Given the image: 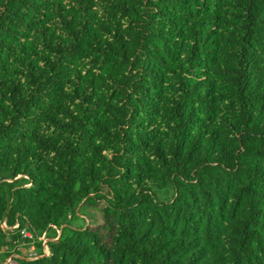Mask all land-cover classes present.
Returning a JSON list of instances; mask_svg holds the SVG:
<instances>
[{
	"label": "trees",
	"instance_id": "trees-1",
	"mask_svg": "<svg viewBox=\"0 0 264 264\" xmlns=\"http://www.w3.org/2000/svg\"><path fill=\"white\" fill-rule=\"evenodd\" d=\"M0 257L264 264V0H0Z\"/></svg>",
	"mask_w": 264,
	"mask_h": 264
},
{
	"label": "rangeland",
	"instance_id": "rangeland-1",
	"mask_svg": "<svg viewBox=\"0 0 264 264\" xmlns=\"http://www.w3.org/2000/svg\"><path fill=\"white\" fill-rule=\"evenodd\" d=\"M94 218L92 217H84V216H81L80 219L78 221L75 222V226H78V227H82V226H87L89 223H91L93 221ZM59 233L61 234V231H59ZM21 258H24V257H29V258H32L34 259L35 258V255H37L38 253V249H35V251H32L31 247H24L22 250H21ZM16 257H18L16 255ZM1 257H0V263L2 262L1 261ZM5 264H10L9 261L6 262ZM12 264H15L14 262Z\"/></svg>",
	"mask_w": 264,
	"mask_h": 264
},
{
	"label": "built area",
	"instance_id": "built-area-1",
	"mask_svg": "<svg viewBox=\"0 0 264 264\" xmlns=\"http://www.w3.org/2000/svg\"><path fill=\"white\" fill-rule=\"evenodd\" d=\"M57 232H58V234H60V233H59V230H57ZM22 234H23L25 237L32 238L31 233L28 232V231H23ZM42 240L44 241L43 243H44V251H45V254H46L47 256H50L51 254H50L49 248H48V246H47V242H48V240L45 239V237H42ZM31 249H32V251H35V246H32ZM35 258H37L36 255H35ZM8 261H9V263H10V262H11V259H8L7 262H8Z\"/></svg>",
	"mask_w": 264,
	"mask_h": 264
}]
</instances>
